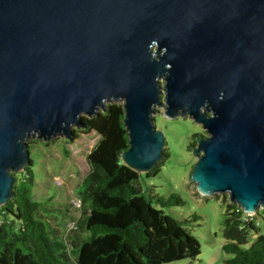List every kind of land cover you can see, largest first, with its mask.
Listing matches in <instances>:
<instances>
[{
	"label": "water",
	"instance_id": "1",
	"mask_svg": "<svg viewBox=\"0 0 264 264\" xmlns=\"http://www.w3.org/2000/svg\"><path fill=\"white\" fill-rule=\"evenodd\" d=\"M107 102L125 110V165L164 158V106L208 134L198 192L264 209V0H0V207L31 164L26 140L70 141Z\"/></svg>",
	"mask_w": 264,
	"mask_h": 264
},
{
	"label": "trees",
	"instance_id": "2",
	"mask_svg": "<svg viewBox=\"0 0 264 264\" xmlns=\"http://www.w3.org/2000/svg\"><path fill=\"white\" fill-rule=\"evenodd\" d=\"M124 111L122 103L111 102L105 111L82 117L85 127L74 128L68 141L74 142L80 134L98 135L87 155L89 172L75 190L84 217L71 241L54 232L47 220L46 204L55 197L44 198L43 203L33 199L32 158L24 171L14 175L11 196L0 207V264H168L198 259L201 243L191 233L189 221L169 213L185 201L179 193L163 196L156 186L147 184L161 173L169 157L168 147L164 158L148 172L123 163L122 154L130 145ZM203 138V133L195 132L188 150ZM49 143L36 139L27 144L32 152L35 144L47 147ZM223 201L227 206L223 250L233 256L223 264H264L261 209L246 216L236 203L227 198ZM250 233L255 234V240L245 249Z\"/></svg>",
	"mask_w": 264,
	"mask_h": 264
},
{
	"label": "rangeland",
	"instance_id": "3",
	"mask_svg": "<svg viewBox=\"0 0 264 264\" xmlns=\"http://www.w3.org/2000/svg\"><path fill=\"white\" fill-rule=\"evenodd\" d=\"M161 83L164 84L163 79ZM157 109L158 112L154 115L157 127L164 132L168 143L164 150L168 147L169 157L164 162L161 173L148 180L147 184L156 186V191L163 196L179 193L185 205L172 207L169 213L179 220H188L187 225L191 228V233L201 243V253L196 261L187 259L168 264H223L233 257L223 250L227 210L223 199L227 198L230 202L229 192L203 195L190 180L193 166L199 160V155L194 153L198 144L192 151L188 150L191 136L195 132H201L206 137L208 134L201 125L188 116L180 115L168 119L164 115V106H158ZM35 140L30 138L26 143ZM53 140L54 142L51 141L47 147L35 144L34 148H37L31 152L35 165L33 199L43 203L44 198L55 197L51 203L46 204L49 211L45 212L47 220L54 232L71 241L79 232L78 226L84 217L75 190L89 172L87 155L97 144L98 135L95 132L80 134L78 139L70 143L62 136ZM19 173L21 172L16 174ZM260 212L259 222L261 233L264 234V210L261 209ZM194 215L198 216V219L195 220ZM47 231L49 232V228ZM254 240L255 234L250 233L248 244L243 248H249Z\"/></svg>",
	"mask_w": 264,
	"mask_h": 264
},
{
	"label": "built area",
	"instance_id": "4",
	"mask_svg": "<svg viewBox=\"0 0 264 264\" xmlns=\"http://www.w3.org/2000/svg\"><path fill=\"white\" fill-rule=\"evenodd\" d=\"M246 216H252V215H248V214H245Z\"/></svg>",
	"mask_w": 264,
	"mask_h": 264
}]
</instances>
